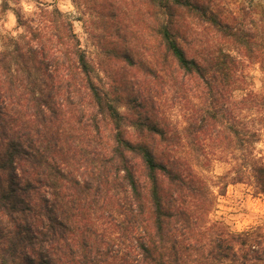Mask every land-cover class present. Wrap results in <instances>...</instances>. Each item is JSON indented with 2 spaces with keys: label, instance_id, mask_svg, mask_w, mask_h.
Wrapping results in <instances>:
<instances>
[{
  "label": "trees",
  "instance_id": "obj_1",
  "mask_svg": "<svg viewBox=\"0 0 264 264\" xmlns=\"http://www.w3.org/2000/svg\"><path fill=\"white\" fill-rule=\"evenodd\" d=\"M71 1L88 3L100 56L52 3L0 29V264H264V223L211 218L230 183L264 193V94L242 67L264 71V16ZM213 159L229 165L216 181Z\"/></svg>",
  "mask_w": 264,
  "mask_h": 264
},
{
  "label": "rangeland",
  "instance_id": "obj_2",
  "mask_svg": "<svg viewBox=\"0 0 264 264\" xmlns=\"http://www.w3.org/2000/svg\"><path fill=\"white\" fill-rule=\"evenodd\" d=\"M11 8L1 11L0 8V29L12 31L15 28L16 19L12 8L29 12L38 3H52L58 6L73 20V28L77 34L82 47L89 57L100 56L99 48L95 43L93 35L101 32V29L91 27L89 23L93 15L89 5L80 3L75 6L71 0H8ZM245 7L246 19L250 17L260 18L264 16V0H238ZM232 6H235L232 5ZM97 18H95V21ZM243 73L246 76V86L249 89L264 94V71L257 63L243 60ZM257 153L264 157V130L261 131L259 142L256 144ZM229 165L219 159H213L207 169L201 172L209 178L215 180L216 175L224 173ZM216 181V180H215ZM213 186L214 191H216ZM212 219L222 220L232 230H242L255 224L264 223V193L254 195L244 183H230L226 186L223 194H217L216 209L211 214Z\"/></svg>",
  "mask_w": 264,
  "mask_h": 264
}]
</instances>
